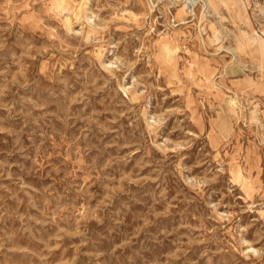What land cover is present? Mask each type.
I'll return each mask as SVG.
<instances>
[{"label":"rangeland","instance_id":"1","mask_svg":"<svg viewBox=\"0 0 264 264\" xmlns=\"http://www.w3.org/2000/svg\"><path fill=\"white\" fill-rule=\"evenodd\" d=\"M0 264H264V0H0Z\"/></svg>","mask_w":264,"mask_h":264}]
</instances>
